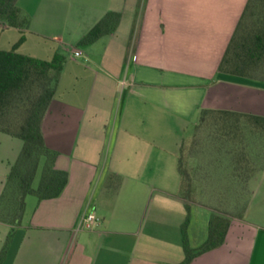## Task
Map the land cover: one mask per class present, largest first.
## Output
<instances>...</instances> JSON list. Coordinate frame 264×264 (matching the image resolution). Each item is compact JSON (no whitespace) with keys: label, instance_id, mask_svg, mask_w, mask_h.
Here are the masks:
<instances>
[{"label":"crops","instance_id":"obj_1","mask_svg":"<svg viewBox=\"0 0 264 264\" xmlns=\"http://www.w3.org/2000/svg\"><path fill=\"white\" fill-rule=\"evenodd\" d=\"M248 1L17 0L30 24L0 20V51L65 57L42 130L69 181L57 198L27 197L18 226L0 221V253L15 230L1 264H180L188 217L190 247L207 241L214 210L181 197V147L203 110L222 113L237 150L246 138L254 144L264 81L219 72ZM110 12L121 15L116 30L81 45ZM22 148L0 132V198ZM237 160L224 162L234 181ZM247 187L244 217L191 264H264V167ZM216 189L201 182L197 195ZM91 214L97 222L87 229Z\"/></svg>","mask_w":264,"mask_h":264},{"label":"trees","instance_id":"obj_2","mask_svg":"<svg viewBox=\"0 0 264 264\" xmlns=\"http://www.w3.org/2000/svg\"><path fill=\"white\" fill-rule=\"evenodd\" d=\"M0 20L19 28H28L30 24L29 16L17 6V0H0ZM120 20L121 15L119 13L110 12L106 14L84 36L81 45H90L102 36L114 32ZM64 63L65 57L59 54L55 55L52 61H43L14 51H0V132L23 142L21 153L10 169L0 198V211L10 197L14 200L17 209L12 214L13 217L7 219L0 216V221L9 223L13 227L19 225L20 215L24 210L27 197L35 196L40 200L57 198L63 193L69 181L68 173L56 168L59 154L47 147L42 130L43 120L54 99ZM219 72L264 81V0L248 1L220 64ZM18 111L20 118L17 119L13 116ZM219 114L222 113L203 110L196 129L205 123L209 117L216 116L222 120L223 118ZM256 125L258 131L252 148L248 142L249 138L243 140V146L240 150H237L234 144L232 148L229 145L227 148L230 151L228 154L234 155L236 159H238L237 155L241 156L240 161L242 159L246 161L248 153L254 166L253 175L264 167V118L258 117ZM224 130L223 127L219 138L221 145L225 142L232 143L234 140V134L226 133ZM244 135L248 137L249 134ZM216 140L218 145V137ZM213 141L215 142L214 139ZM227 156L219 159L217 164L209 165V169L213 171L212 174L218 170L222 175L218 182L212 180L209 183L215 188L227 190L226 193H230L232 196H235L234 191H242L241 195H237L238 197H247L240 214L237 216V218L242 219L250 202L247 184L252 175L245 177L244 180L240 176V179L234 181L233 173H228L232 166L224 164ZM213 159L211 157V160ZM42 160H45V164L40 184L38 188H34V181ZM240 161L238 160V162ZM182 164L180 154L179 169L183 178V187L185 184L190 187L195 179L183 170ZM202 167L204 168L203 165ZM224 172L230 174L226 179H222L225 177ZM183 187L180 195L186 200L189 197L182 194ZM220 191L216 189L213 196H220L222 194ZM213 210L208 239L198 249H192L189 245L187 236L188 217L183 226L185 259L180 264H191L198 256L225 243L233 219L216 212L214 208ZM14 231L13 228L0 253V264L7 255Z\"/></svg>","mask_w":264,"mask_h":264},{"label":"rangeland","instance_id":"obj_3","mask_svg":"<svg viewBox=\"0 0 264 264\" xmlns=\"http://www.w3.org/2000/svg\"><path fill=\"white\" fill-rule=\"evenodd\" d=\"M63 38L64 35L62 36V38H59L58 41ZM13 117L17 119L20 118L19 111L17 113H14ZM225 125L226 124L223 123V121L218 117H209L207 118L205 123L199 126L193 138L187 139L183 142L181 152L183 170L187 172L189 176L195 179V181L192 182V185H190V187L189 185L185 184L182 194L189 197L188 199H186L188 202L208 203L215 209L216 212L233 219L237 218V216L240 214L243 205L247 200V197L237 196L241 195V190L234 191L235 196H232L230 193L227 194V190L225 191L223 189H220V193H222L220 196L203 197L197 195V188L201 189V182L209 183L210 178H213V180L215 179V181L218 182L220 177H222V175L220 174L221 172H219L218 170H216L214 174H212L213 172H209V165L213 163L217 164L218 160L222 159L225 155H228L226 159L230 158V162H232L233 158L235 157L234 155L232 156V154H228L230 151L229 149H227L228 145L232 148V145L234 144L233 142H225L222 145L219 143V141H221L219 140L222 133L221 130ZM217 137L218 145L216 140ZM213 139L215 140V142L213 141ZM211 157L214 159L210 160V162H208L207 164L206 159ZM237 158L239 161L241 160V156L237 155ZM203 163L205 164L203 165L204 168L202 167ZM240 163L241 167L239 175L241 176V179L244 180L247 176H253L254 166L252 165V160L251 157L248 156V153L246 161L245 159H242ZM44 164L45 160H42L41 166L34 181V188H38L40 184ZM223 184L225 185V183ZM13 201L14 200L12 197L8 199V201L0 211V216L7 219H11L13 217L12 214H14V211L17 209Z\"/></svg>","mask_w":264,"mask_h":264},{"label":"built area","instance_id":"obj_4","mask_svg":"<svg viewBox=\"0 0 264 264\" xmlns=\"http://www.w3.org/2000/svg\"><path fill=\"white\" fill-rule=\"evenodd\" d=\"M82 55V52L81 51H76L75 52V56L76 57H80ZM97 222V219H96V217L94 216V215H89L88 217H87V219H86V222H85V227L87 228V229H91L92 228V226H93V224L94 223H96Z\"/></svg>","mask_w":264,"mask_h":264}]
</instances>
